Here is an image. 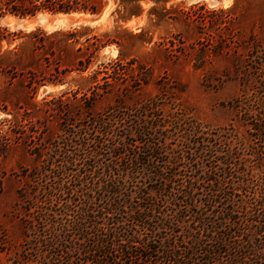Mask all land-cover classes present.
Instances as JSON below:
<instances>
[{"label": "rangeland", "instance_id": "obj_1", "mask_svg": "<svg viewBox=\"0 0 264 264\" xmlns=\"http://www.w3.org/2000/svg\"><path fill=\"white\" fill-rule=\"evenodd\" d=\"M126 5L137 15L128 16L104 0L93 21L85 14H57L66 19L59 27L32 24L15 30L0 24L12 39L0 42V264L74 260L80 241L72 233V242L57 235L63 226L70 230L83 206L100 205L96 180L81 167L85 134L99 132L87 128L91 118L110 114L123 119L113 124L120 136L111 142L128 156L144 151L145 136L139 131L157 138L163 134L174 153L170 160L180 165L177 174L185 177V170L180 171L186 165L199 167L186 173L195 176L198 192L205 191L201 186L207 190L202 181L213 179L200 169L219 174L226 151L238 172L264 184L255 157L264 164V145L253 139L248 121L232 106L242 90L249 98L252 89L264 86L263 74L250 69L255 43L264 42V0H142L139 9L132 2ZM12 20L7 17L8 23ZM80 27L88 29L80 30L76 40L69 33ZM201 142L220 144L222 153L212 159ZM178 154L183 160L175 159ZM64 156L74 162H65L69 158ZM139 158L146 163L143 153ZM167 159L169 153L156 161L175 169ZM125 162L118 164L120 169ZM126 180L125 185L137 187L152 184L145 178ZM131 194L137 196L134 190ZM164 201L162 195L165 207ZM179 201L168 204L169 213L185 212L173 205ZM201 206L198 200L191 207L200 211ZM95 213L100 212H90V217ZM53 242L57 248L50 246H56Z\"/></svg>", "mask_w": 264, "mask_h": 264}, {"label": "trees", "instance_id": "obj_2", "mask_svg": "<svg viewBox=\"0 0 264 264\" xmlns=\"http://www.w3.org/2000/svg\"><path fill=\"white\" fill-rule=\"evenodd\" d=\"M112 1L122 7L126 15L133 16L137 13H132L126 4L132 2L139 9L142 0ZM103 6L104 0H0V17L26 18L37 13L99 15ZM85 29L88 28L74 29L69 35L78 40L80 30ZM10 34L7 28L0 27V42L11 41ZM31 35L34 38L33 32ZM263 45L264 42L255 43L250 55L253 59L250 69L264 76ZM242 91L241 98L235 99L232 106L248 121L253 139L264 145V86L260 91L252 89L253 101L245 90ZM122 120L106 114L86 122L89 130L99 132L95 136L85 132L88 143L82 153L84 164L81 167L87 176L96 180L94 190L100 194V205L90 208L93 211L83 206L84 210L70 230L63 226L57 235L68 237L70 242L74 237L80 241L75 244L74 260L70 259L68 264H264V184L259 178L238 172L233 165L232 153L226 151L222 156V167L217 168L219 174L216 169H200L203 175L211 173L213 179L202 181L207 184V190L201 186L200 189L205 191L198 192L193 184L195 176L186 173L199 167L186 165L180 171L184 173L185 170V177L177 174L175 170L180 165L170 160L174 153L167 149L163 134L162 138H157L139 131L145 136L144 151H134L131 156L118 151V145L112 143L111 138L120 136L116 135L113 124H122ZM122 129L127 131L125 126ZM200 145L206 148L205 152L212 151V159L222 153L217 149L220 144L201 142ZM121 147L125 148V145ZM140 153L145 156L142 162L146 163L141 164ZM168 153L166 163L175 169H167L156 161ZM70 157L63 159L74 162ZM255 157L264 174L263 158L256 154ZM183 158L179 154L175 156L177 160ZM122 160H126L124 169L118 165ZM177 176L181 177L180 182L175 181ZM129 177L145 178L153 185H125ZM182 178H187L186 183ZM93 185L88 187L90 191H93ZM132 190L137 196L132 197ZM162 195L165 207L160 205ZM175 199L181 204L175 202L173 205L183 206L185 212L180 213L177 209L176 213H169L166 208ZM142 200H147L148 206L141 205ZM198 200L202 206L200 211H194L192 208ZM90 212L100 213L90 217ZM190 212L193 215H188ZM185 217L187 221H184ZM70 233L74 237H69ZM53 243L56 246L52 243L50 246L57 248V242ZM56 256L60 253L52 254L51 259Z\"/></svg>", "mask_w": 264, "mask_h": 264}, {"label": "water", "instance_id": "obj_3", "mask_svg": "<svg viewBox=\"0 0 264 264\" xmlns=\"http://www.w3.org/2000/svg\"><path fill=\"white\" fill-rule=\"evenodd\" d=\"M50 15V17H47L45 13H37L36 15L32 17H26V18H12L13 20L11 22H7V17H0V24H9L13 29L15 30H22L26 29L28 26L32 24H50L52 27H59L65 23L63 19L56 18L55 15L57 14H47ZM63 15H71V14H63ZM90 20L93 21L100 17L99 15H90Z\"/></svg>", "mask_w": 264, "mask_h": 264}, {"label": "bare ground", "instance_id": "obj_4", "mask_svg": "<svg viewBox=\"0 0 264 264\" xmlns=\"http://www.w3.org/2000/svg\"><path fill=\"white\" fill-rule=\"evenodd\" d=\"M60 19H63L64 21H66V19H65V18H60ZM47 25L51 26L50 24H46V26H47ZM28 27H29V26H28ZM28 27H27V28H28Z\"/></svg>", "mask_w": 264, "mask_h": 264}]
</instances>
